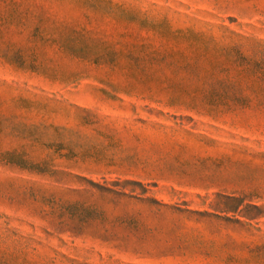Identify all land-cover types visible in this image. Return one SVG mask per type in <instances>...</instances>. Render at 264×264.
Masks as SVG:
<instances>
[{
    "label": "rangeland",
    "instance_id": "rangeland-1",
    "mask_svg": "<svg viewBox=\"0 0 264 264\" xmlns=\"http://www.w3.org/2000/svg\"><path fill=\"white\" fill-rule=\"evenodd\" d=\"M0 264H264V0H0Z\"/></svg>",
    "mask_w": 264,
    "mask_h": 264
}]
</instances>
